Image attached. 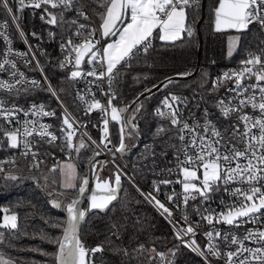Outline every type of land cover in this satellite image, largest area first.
Returning a JSON list of instances; mask_svg holds the SVG:
<instances>
[{
    "label": "snow or ice",
    "instance_id": "obj_1",
    "mask_svg": "<svg viewBox=\"0 0 264 264\" xmlns=\"http://www.w3.org/2000/svg\"><path fill=\"white\" fill-rule=\"evenodd\" d=\"M73 3V0H17L16 11L22 12L25 7L31 6L39 9L42 5H49L51 8L64 7L68 9ZM199 0H101V6L104 7V12L99 14L101 20L100 32L101 37L108 41L102 49L97 48L100 43L95 39L96 29H90L87 33L77 30L74 35L83 37L79 43L73 44L69 38L66 44H62V48L67 50L64 63L61 65L70 64L72 70L70 71V78L76 79L78 77L92 76L98 80L108 78V83L111 86L114 80V70L121 63L130 66L131 60L140 52L147 53L152 46V39L155 37L164 42H175L182 38V34L187 33L191 36L193 30L187 24V9L193 4H198ZM0 6L11 16L13 20L18 17L13 12V7L10 6V0H0ZM49 19L46 23L56 24L57 16L51 12H47ZM84 19H88L87 15L80 13ZM214 16V30L216 32L233 30L236 33H243L248 30L251 24H258L264 29V0H217V5L213 9ZM62 18V17H61ZM41 19H44L42 16ZM73 23H76L73 21ZM0 27H7V24L0 25ZM83 24L79 25V29H85ZM24 36V33H20ZM35 35V33H33ZM49 35H52L49 33ZM0 36L4 33L0 32ZM6 39V37H5ZM240 42V36L230 37L228 41L227 55L231 57L233 50ZM11 52V49H9ZM264 54V49H261ZM87 57V63L92 67L87 72L83 71L82 64ZM243 67L239 70L227 71L223 73L221 78L217 79L216 87H219L222 81H229L234 79V87L228 89L235 95L232 100L236 101L233 104L231 101L225 103L224 100L218 101V107L222 114L228 117L230 113H239L237 119L243 125V131L240 130V124H233V131L226 142L221 132L216 125L207 119V112H205V123L199 122L190 126L187 122L181 125L179 118L176 116V110L173 109L172 104L165 98L163 104L169 109L168 115L171 117L173 125H179V140L185 141V133H189L188 143L178 151L183 152L184 158L181 160L177 157L178 166L182 179L177 181L181 183L183 194L182 203L185 207L188 205L190 199L195 200L197 196L201 197L203 201H208L211 196L210 193L224 189L230 196L235 199L230 203L224 204V210L218 213H209L202 215V218L209 224L215 220L217 223H225L227 225H234L240 227L243 223L257 222L258 217L255 214L264 216V60L261 59L260 54L249 53L248 58L241 62ZM11 64L13 69L16 68L14 62L4 59L0 63V71L4 70L5 65ZM259 66V67H258ZM103 69V71H98ZM16 75V72L12 73ZM23 76V73L19 74ZM255 79V83L244 84L247 80ZM19 82V81H17ZM33 85L37 81H31ZM0 88L9 89L11 85L5 81H0ZM257 92L259 95L257 96ZM93 97L95 94H92ZM110 95L107 106L101 104L99 100L92 99L90 102L85 101L83 96H80L81 101L87 103L86 112H91L94 109L101 111L103 120V143L104 148L108 147L110 141L108 140V123L110 119L120 125V141L116 151L123 153L126 145L125 126L131 130L128 135H134L136 125L131 124L130 120H122V114L127 109H119L113 105L112 101L116 98L114 93ZM173 101L177 97L172 96ZM251 108L253 112H258L259 115H249L244 112L245 108ZM20 112H23L25 117H48L54 116V112H49L44 109V105H32L31 111L24 110L15 105L12 107H5L4 102L0 101V118L4 119L6 123L12 124L13 119ZM163 115V112H159ZM19 127L11 130L0 126V146H3L4 139L8 141V147L20 148L23 147V155L29 154L33 157V166L39 167V163L35 160L37 153L32 152L29 137L34 133L40 137H49L51 141H56L58 137L48 131L50 125L38 124L37 120H24L21 123L16 120ZM61 131L65 133L64 141L65 148L68 150L69 161L71 160V151L75 150L77 153L81 148H84L85 141L81 137L78 145L73 144L76 137V129L73 127V122H70V114L65 109L62 118ZM38 125V127H37ZM202 129V131H197ZM255 130V131H254ZM226 131V130H225ZM91 139V137H89ZM235 140L236 143L232 141ZM95 144L96 142L93 141ZM237 144H243V150L237 147ZM100 145L97 144V147ZM191 148L195 155H191L188 149ZM223 149V150H222ZM64 150V149H62ZM95 155H100L96 152ZM15 163V161H6ZM5 169L0 166V172ZM52 171H56L55 168ZM61 175L64 177L62 186L65 189H76L77 196L66 202L54 201L53 207L61 208L64 206L66 212V220L62 223L53 225L60 228L61 235L51 238L50 242L57 245L54 259L56 264H92V256L96 252L102 251V248L96 247L88 249L79 238V230L81 223L90 210L105 211L108 206L117 199V193L121 184V175L119 172L114 174L113 179L101 180L96 176L95 191L87 197L88 208H81L82 198L88 191L89 179L82 177L79 179V185L76 181L78 174L73 163L67 162L60 165ZM202 172V175H198ZM8 179H17L14 175H8ZM197 181L199 183H197ZM160 183L169 184L172 181L164 180ZM230 184L237 185L234 188H229ZM247 185V187H245ZM154 189L159 191V186L154 182ZM148 197L155 202V204L163 210L164 213L171 217V211L165 207L154 196L148 194ZM168 199L172 201L173 196ZM179 206V205H178ZM7 211L6 209L4 210ZM199 211V209H197ZM207 211V210H206ZM241 218H246L242 220ZM184 219L187 220L185 213ZM0 227L16 229L17 216L5 215L3 223ZM176 237L182 241L184 246L192 248L193 251L200 255L204 253L196 244L195 239L184 241V236L195 235L192 226L177 227ZM2 235V234H0ZM209 244L206 245L207 251L219 257L220 251L216 245L212 243L216 238L220 237L218 231L206 233ZM228 239V237H224ZM245 241L255 243L259 246L255 248L245 247ZM231 244L236 245V251H229L225 253L227 257V264H233V258H238L236 264H264V230L252 229L248 230L244 237L238 238L232 236ZM243 253L247 256L239 257ZM48 255V253H43ZM161 259L164 258L163 253H159ZM0 264H11L4 255L0 253Z\"/></svg>",
    "mask_w": 264,
    "mask_h": 264
},
{
    "label": "trees",
    "instance_id": "obj_2",
    "mask_svg": "<svg viewBox=\"0 0 264 264\" xmlns=\"http://www.w3.org/2000/svg\"><path fill=\"white\" fill-rule=\"evenodd\" d=\"M86 2L101 21L99 14L104 12L101 0ZM216 4L217 0H199L198 4L186 10L187 24L193 30L191 36L184 33L175 42H164L154 34L147 53L136 55L130 66L124 63L117 66L113 85L117 107L129 106L146 90L169 77L189 76L171 79L143 95L131 111L130 115H134L132 124L136 125L135 132L140 136L141 144L127 159L149 182L161 177L156 169L162 168L170 158L177 138L170 121L157 113L164 98L171 94L192 98V91L197 88L200 95L197 104L203 108L211 106L216 95L212 84L216 68L240 58L257 43L258 30L250 27L240 33L244 45L240 48L242 51L239 49L227 58V50L220 38L222 33H215L212 29ZM0 15H3L1 6ZM17 16L55 88L66 104L74 107L73 82L59 66L58 51L59 41L71 35L73 25L62 17L58 18L55 26H51L41 19L39 11L31 9L17 11ZM198 63L206 67L194 73V65ZM26 91L35 100L48 99L43 87ZM58 143L40 141L35 157L37 162H41L39 167L33 166L32 155L23 156L8 147L5 139L0 146V166L5 169L0 172V223L4 214L17 216L16 229L0 227V253L11 264H56L54 254L57 245L50 240L60 236L61 230L53 225L66 220V215L63 204L61 209H57L51 202L55 199L69 201L66 194L71 197L76 192V189H60L59 168L47 170V166L60 154ZM91 156L90 149H83L75 163L77 174L87 171ZM9 158L15 163L6 162ZM10 166L14 167V172L6 174ZM8 175L17 179H8ZM79 238L86 248H102L93 255L96 264H204L186 249L172 246L173 237L168 227L125 182L118 199L107 210L95 211L88 216ZM159 253L164 254L163 259Z\"/></svg>",
    "mask_w": 264,
    "mask_h": 264
},
{
    "label": "built area",
    "instance_id": "obj_3",
    "mask_svg": "<svg viewBox=\"0 0 264 264\" xmlns=\"http://www.w3.org/2000/svg\"><path fill=\"white\" fill-rule=\"evenodd\" d=\"M10 6L13 7V12L17 16V0H10ZM24 9L39 11L41 17L43 16L45 21L49 19L47 13L45 12V9H47V12H51L57 16V20L58 18L64 17L68 21V23L73 25L71 35L59 41L58 51L60 55L59 66L66 72L68 78L73 82L72 95L74 98V107L66 104V102L63 100V98L55 88L43 64L41 63L35 48L28 40V37L25 34L19 22V19L13 20L1 6L3 15H0V25L6 23L7 27H0V32L4 33V36H0V63H2L4 59H8L9 61L15 63L16 68L13 69L11 67V64H9L4 66L3 71H0V81H5L6 83L11 85L10 90L0 88V101L4 102L5 107H12L13 105H15L27 111H31L32 105H44V109L46 111L54 112L55 115L48 117H35L30 115L28 117H25L23 115V112H20L13 119L11 125L6 123L4 119L0 118V126L8 130L19 127L20 125L16 123V120H19L21 123H23L24 120H37L38 124L50 125L48 131L58 137L56 141H51L49 137L42 138L35 133L28 138L31 144V150L35 153L41 146L39 144L40 141L53 144L59 142L58 144L60 154L54 159L52 163L47 166V170L52 171L53 168H59V166L65 162H71L75 164L80 158V153L85 148L90 149L92 151V155L96 152H99L102 157V168L110 167L115 173L119 172L121 175V180L132 187L134 191L144 200V202L165 223L173 237L172 246H178L186 249L199 260H201L204 264H227V257L225 253L229 251L234 252L237 249L236 245L230 243L232 236H236L242 239L248 230H264V216L260 215L259 213L255 214L258 217L257 222L243 223L240 225V227H236L235 224L227 225L225 223H217L215 220L212 224H209L202 218V215H207L209 213H218L224 210V204H222L221 201L230 203L235 199L227 192H225L223 188H221L219 191L210 193L211 198L206 202L203 201L201 197L197 196L195 200L190 199L188 201L187 207L183 205L182 185L181 183L177 182L183 177L179 170L177 157L179 156V158L183 160L184 154L183 152L178 151V149L182 148L188 143V137L190 136V134L185 133V141L181 142L179 140V125H173L171 123V117L168 115L169 109L163 104V101L165 99L158 107L157 113L158 111L164 113L161 116L166 117L173 125L176 131L177 138L175 144L172 147L170 158L162 168L156 169L157 175H161L160 178H157L150 182L147 181L139 168H137L134 163L129 162V160L127 159L128 155H123L121 152L116 151V148L118 147L120 141V130L115 131L114 126L119 124L112 121L110 119V116L108 123V140L110 141V143L108 144L107 148H104L103 143H101V141L103 140L104 117L102 116L99 109H94L91 112H86L88 105L84 101H81L80 96H83L84 100L89 102L94 98L96 100H99L101 104L107 106L110 95L106 94L114 93L113 85L116 79V69L113 73L115 78L110 86L108 83V78L106 76L102 80H98L92 76H84L78 77L76 79H71L70 71L72 70V66L70 64L65 65L64 67L61 66L64 63L67 54V50L61 47L62 44H66L69 38L72 40L73 44L79 43L83 39V37L74 35L77 30L87 33L90 29H96L95 39L100 41V43L97 45V48H103L105 39L101 37V21L96 18L86 0H73L72 5L68 9H65L62 6L51 8L49 5H42V7L39 9L33 8L31 6L25 7ZM80 13L86 14L88 19H84V17L80 15ZM73 21H75L76 23H73ZM80 24L85 25L86 28L82 30L79 29ZM250 27L258 30L259 37L257 43L254 48L245 51L240 58L233 60L224 66L216 68L215 75L212 81L214 92L216 95L212 101L211 106L203 108L197 104L196 101L200 99V95L197 93V88L193 89L192 98L183 97L179 94H171L166 97L169 100V103L172 104L173 109L176 110V116L179 118L181 125L184 122H187L190 126L194 125L197 122H199L200 124H204L205 112H207V119L212 121L216 125L217 129L224 137L223 142H226L232 134L233 124H240L239 120L237 119L239 113L233 112L230 113L228 117H225L222 114L220 108L217 106L218 101L220 100H224L225 103H228L229 101H231L233 104L236 103V101L232 100V97L235 95V93L232 91H228V89H232L234 87V79L229 81H222L219 87H216L215 85L217 79L221 78L223 76V73L241 69L243 67V64L241 62L248 58L249 53L260 54L261 59L264 60V54L261 53V49H264V29H262L258 24L255 23L251 24L248 29H250ZM21 32L24 33V36L20 35ZM9 49H11V52H9ZM91 67L92 65L87 63L86 57L85 62L82 64V69L83 71L87 72L91 69ZM194 67L202 70L206 66L202 64H196L194 65ZM98 71H103V69H98ZM13 72H16L17 74L13 75ZM20 73H23V76H20ZM33 80L37 81L36 85H33L31 83V81ZM243 83H255V79H246ZM39 87H43L45 89L48 96L47 101L35 100L32 95L26 93V89H34ZM93 93L95 94L94 97L92 95ZM258 95L259 93L257 92V96ZM172 96L177 97V100L173 101L171 99ZM112 103L113 105H115L114 100L112 101ZM117 108L121 109V107ZM65 109L70 114V122H73V127L77 130L76 137L73 140V144L78 145V141L82 137L86 145L84 148H81L78 153L75 150H72L70 161L68 150L65 148V133L61 131L62 127L66 128V126L62 124V118L64 116ZM244 112L248 113L249 115H259L258 112H253L250 107L245 108ZM240 130L243 131L242 124H240ZM127 131V127L125 126V133ZM197 131H202V129H197ZM89 137H91V139H89ZM93 141H95L96 143L94 144ZM232 142L236 143L235 140H233ZM124 143L126 145L125 150H129L134 146L128 145L126 135ZM97 144H99L100 146L97 147ZM237 147L243 150L244 145L237 144ZM14 150L18 151L20 154L23 153L22 146L20 148H15ZM188 152L191 155H195L194 151L191 148L188 149ZM28 156L31 155L29 154ZM12 160V158H9V161ZM100 163L101 162H97L96 168L100 166ZM13 168V166H10L5 173L10 174L14 172ZM164 180L172 181V183H160ZM154 182L159 186V191H156L154 189ZM261 184L264 185V181H262ZM236 186L237 185L230 184L229 188H234ZM245 187H247V185H245ZM148 194H151V196H154L156 200H159L162 204H164L165 207H167L171 211V217H168V215L164 213L163 210L160 209L155 204V202L148 197ZM173 195L174 199L170 201L168 197ZM197 209H199V211H197ZM262 212H264V210H262ZM185 213L187 214V220L184 219ZM241 219L244 220L246 218ZM174 225H176L177 227H187L189 225L192 226L195 235L192 236L190 234L188 236H184L183 239L184 241L195 239L196 244L199 246L204 255H200L198 252L193 251L192 248L184 246L182 241L176 237V228H174ZM215 231H218L220 233V237L216 238L214 241H212V243L215 244L216 248L220 251L219 257L207 251L206 248V245L209 244L206 233ZM224 237H228V239H224ZM257 246L259 245L249 241H245V247L255 248ZM247 255V253H243L242 256L239 257V259H242L243 256ZM237 259L238 258L236 257L233 258V264H236ZM253 264H255V262H253Z\"/></svg>",
    "mask_w": 264,
    "mask_h": 264
},
{
    "label": "water",
    "instance_id": "obj_4",
    "mask_svg": "<svg viewBox=\"0 0 264 264\" xmlns=\"http://www.w3.org/2000/svg\"><path fill=\"white\" fill-rule=\"evenodd\" d=\"M217 5V4H216ZM50 18V17H49ZM51 26H55L53 24H50ZM212 29H213V32L215 33H225V32H235L233 30H227V31H221V32H216L214 30V16H213V22H212ZM200 53V49L198 51V54ZM199 64V63H198ZM197 68H195V72H197ZM193 73V74H194ZM189 76H173V77H169L167 79H165L163 82L159 83L158 85H156L155 87L151 88V89H148L146 90V92H144L142 95H140L139 97H137V99H135L129 106L127 107H121V109H127L126 112L123 113V120H130L131 121V124H132V121H133V118H134V115H130L131 114V111L133 109V107L135 106V104L137 103V101L145 94L147 93H150L152 91H155L156 89L160 88L165 82L171 80V79H184V78H188ZM127 127V130L128 132L131 130L128 126ZM135 132V130H134ZM131 137L135 140V145L129 149V150H125L122 154L123 155H129V154H132L133 152H135L138 147L140 146L141 144V139H140V136L135 132L134 135H131ZM97 162H101L100 163V166L98 168H96V164ZM102 157L101 155H95L93 154L90 159H89V162H88V168H87V174L85 177H87L89 179V186H88V191L85 193L84 197L82 198V203L80 205L81 208H84V209H87L88 208V200H87V197L90 196V194L92 192L95 191V184H96V176L99 175V172L100 170L102 169ZM122 187V181H121V184H120V188H119V191L117 193V199L119 197V192H120V189ZM116 199V200H117ZM115 201V200H114ZM113 201V202H114ZM53 202L54 200L51 202L52 206H53ZM61 202V201H60ZM112 202V203H113ZM112 203L108 206V208L112 205ZM55 208V207H54ZM62 208V207H61ZM61 208H57V209H61ZM107 210V209H106ZM264 210V209H262ZM261 210V211H262ZM95 211H99V210H90L88 211V214L87 216L85 217V220L81 223L80 225V229L82 227V225L85 223L86 219L88 218V216L95 212ZM99 212H103V211H99ZM65 215H66V212L64 211ZM80 232V230H79ZM96 248V247H94ZM88 249H93V248H88ZM92 264H93V256H92Z\"/></svg>",
    "mask_w": 264,
    "mask_h": 264
},
{
    "label": "rangeland",
    "instance_id": "obj_5",
    "mask_svg": "<svg viewBox=\"0 0 264 264\" xmlns=\"http://www.w3.org/2000/svg\"><path fill=\"white\" fill-rule=\"evenodd\" d=\"M101 24V23H100ZM183 35V34H182ZM237 35H239L240 36V33H236V32H225V33H222L221 34V36H220V38H221V40H222V42L224 43V45H225V48H226V50H228V41H229V38L230 37H234V36H237ZM108 41H106L105 43H104V45L107 43ZM103 45V46H104ZM243 43L241 42V36H240V42H239V44L235 47V49L233 50V53H232V55L235 53V52H237L240 48L242 49L243 48ZM250 48V47H249ZM240 49V50H241ZM244 50V49H243ZM242 51V50H241ZM247 51V50H246ZM232 55H231V57H232ZM229 56L227 55V58H228ZM230 58V57H229ZM165 99V98H164ZM114 130L115 131H118V130H120V125H115L114 126ZM125 135L127 136V143H128V145L129 146H133V144H134V140H133V138L131 137V136H129L128 135V131L125 133ZM65 163H67V162H65ZM63 164V163H62ZM74 164V163H73ZM75 165V164H74ZM76 167V166H75ZM59 171H60V166H59ZM102 173V175L103 176H105L106 177V174L107 175H109L108 176V178H110V179H113V174L112 173H114L115 174V172L110 168V167H103L101 170H100V173H99V175L98 176H100V174ZM60 174V189H64V190H66L63 186H62V184H63V180H64V177L61 175V172L59 173ZM86 174H87V171L86 172H84L83 174H78V179H77V181H76V183H77V185H79V179L80 178H82V177H85L86 176ZM198 175H202V172H198ZM107 178V177H106ZM122 181V180H121ZM198 182V181H197ZM199 183V182H198ZM122 184H123V181H122ZM65 195V194H64ZM66 196L67 197H69L70 198V200L71 199H73V198H76V196H77V191L74 193V195H72L71 197H70V195L69 194H66ZM54 201H60L59 199H55ZM5 215H8V214H4L3 215V217L5 216ZM3 217H2V222L1 223H3ZM93 264H96V263H94L93 262ZM99 264V263H98Z\"/></svg>",
    "mask_w": 264,
    "mask_h": 264
},
{
    "label": "crops",
    "instance_id": "obj_6",
    "mask_svg": "<svg viewBox=\"0 0 264 264\" xmlns=\"http://www.w3.org/2000/svg\"><path fill=\"white\" fill-rule=\"evenodd\" d=\"M105 42H106V40H105ZM105 42H104V43H105ZM76 171H77V170H76ZM99 173H100V172H99ZM107 174H108V173H107ZM107 174H106V177H107V178H106V177L103 176L102 173H101L100 176H99L100 179H101V180L110 179V178H108L109 175H107ZM112 174H113L112 176H113V178H114V173H112Z\"/></svg>",
    "mask_w": 264,
    "mask_h": 264
}]
</instances>
